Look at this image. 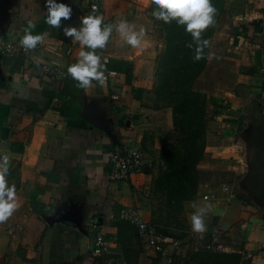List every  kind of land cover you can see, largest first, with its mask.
<instances>
[{"label": "crops", "instance_id": "crops-1", "mask_svg": "<svg viewBox=\"0 0 264 264\" xmlns=\"http://www.w3.org/2000/svg\"><path fill=\"white\" fill-rule=\"evenodd\" d=\"M59 2L71 6L72 13L55 28L45 23V0H0V33L10 41L22 37L30 20L33 35L47 34L26 56L0 58V157H8L0 167L8 169L17 203L13 215L0 222V264H166L141 244L132 248L119 242L113 224L124 207H135L150 222L160 150L177 137L172 109L155 107L162 50L157 23L149 16L155 5L103 0L92 11L83 0ZM88 15L102 17L103 24L127 21L145 35L134 49L113 30L105 47L94 51L109 60L103 73L112 66L117 74L84 89L67 74L82 46L63 28L79 27ZM208 52L205 70L215 57L231 77L207 94L205 149L196 193L183 203L182 225L185 232L193 231L191 215L202 208L205 231L217 227L239 264H264V110L259 102L264 0H224ZM33 62L57 66L64 76L52 81ZM241 124L249 131L254 124L263 138L239 130ZM119 144L141 148L145 169L112 182L105 158ZM97 232L109 253L94 259ZM245 252L252 257L245 260ZM188 253H178L172 264L183 263Z\"/></svg>", "mask_w": 264, "mask_h": 264}, {"label": "trees", "instance_id": "trees-1", "mask_svg": "<svg viewBox=\"0 0 264 264\" xmlns=\"http://www.w3.org/2000/svg\"><path fill=\"white\" fill-rule=\"evenodd\" d=\"M210 2L216 9V15L215 23L201 34V40L209 42L207 46L198 44L184 30V26L177 25L175 21L170 24L159 22L163 26L165 48L157 58L153 95L157 109L161 105L172 109L177 137L176 142L164 143L160 150L162 164L151 187L159 215L155 218V212L151 210L150 223L158 233L177 238L185 234L181 219L183 203L196 193L197 165L205 149L206 100L202 94L193 90V85L205 68L210 39L224 7V0ZM198 47H202V57L196 60ZM166 210V217L161 221L162 212ZM120 223H126L135 231L129 223L119 220L117 214L113 224L121 230ZM171 224L175 227L173 232L168 228ZM185 259L189 264H239L240 261L236 255L205 252H189Z\"/></svg>", "mask_w": 264, "mask_h": 264}, {"label": "clouds", "instance_id": "clouds-1", "mask_svg": "<svg viewBox=\"0 0 264 264\" xmlns=\"http://www.w3.org/2000/svg\"><path fill=\"white\" fill-rule=\"evenodd\" d=\"M157 6L153 15L156 20L170 24L173 21L177 25L184 26V30L190 33L192 38L202 46H207V40H201V34L209 26L215 23L216 9L210 0H151ZM47 13L45 23L49 26L60 28L62 18L67 20L71 17L72 8L57 0H45ZM33 21L28 22L24 34L20 38V44L25 50H31L43 41L47 34L33 35L31 29ZM113 30L117 31L131 48H139L145 33H136L129 27L127 21H120L117 24H103L102 17L88 15L84 16L79 27L65 26L63 33L79 42L82 50L79 52V59L76 63L67 66V74L77 82L79 88L87 89L92 81L103 79L104 64L101 58L95 53L96 49H103L108 42ZM87 49V50H83ZM202 47L197 48L195 59L202 57ZM0 160L6 165L8 157L5 155ZM7 167H0V222L8 220L17 208L16 189L6 179ZM199 209L191 215L192 230L200 233L205 231V221Z\"/></svg>", "mask_w": 264, "mask_h": 264}, {"label": "built area", "instance_id": "built-area-1", "mask_svg": "<svg viewBox=\"0 0 264 264\" xmlns=\"http://www.w3.org/2000/svg\"><path fill=\"white\" fill-rule=\"evenodd\" d=\"M61 0H57L59 2ZM92 11L98 10L103 0H83ZM156 7V6H155ZM155 10V8L153 7ZM29 50H25L20 44V39L10 41L3 33H0V58H14L26 56ZM104 65H109V60L104 55L101 59ZM39 71L50 80L57 81L64 76L57 66L38 65L33 62ZM117 71L111 66L103 73L102 82L114 77ZM259 102L261 107L264 102V85L262 87ZM144 152L141 148L132 145H116L108 152V179L112 182L127 181L132 175L144 173ZM118 219L129 223L135 228L137 238L143 248L152 250L166 264H172L181 251L205 252L210 254H228L229 247L222 243V233L217 227L197 233L185 232L182 238L163 235L157 232L156 227L144 220L135 207H124L118 213ZM109 253V245L101 232H97L92 241L91 257L100 258ZM245 260L250 259L251 253L243 254Z\"/></svg>", "mask_w": 264, "mask_h": 264}, {"label": "rangeland", "instance_id": "rangeland-1", "mask_svg": "<svg viewBox=\"0 0 264 264\" xmlns=\"http://www.w3.org/2000/svg\"><path fill=\"white\" fill-rule=\"evenodd\" d=\"M156 8H157V6L155 7V10H156ZM155 10L152 9L151 12L149 13V16L157 23V26H158L159 39H160L161 44H162V46H161L162 50L159 53V56H160L162 54L164 48H165V42L163 39V26L161 23H159L160 20H156L154 15H153V12ZM218 21H219V19H218ZM157 65H158V63L156 64V70L158 67ZM230 74H231V70L228 68V66L225 65L224 62H220V61L216 60L214 57V58H212L211 62L208 64L207 69L205 70V68H204V71L202 72V74L198 78H196L194 85H193V90L202 94L205 97V100L207 103V101H208L207 94H210V93L214 94V93H216V91L219 88H222V86H224L223 84H225L223 81L229 80L231 77ZM256 127L257 126L252 124L251 130L249 131V130L243 129V125L241 124L239 130L243 129V130L249 132V134L253 135L256 138V140L258 138L259 139L263 138L262 131H258V129ZM242 141L244 142L243 145H245L246 140L242 139ZM174 142H176V141L174 140ZM107 155H106L105 159L108 162V156ZM152 202H153V204H152L151 210L153 212H155L154 216H155V218H157L159 215V212H157V209H156L157 208V205H156L157 202L156 201L154 202V200H152ZM166 212H167V210L162 212V220L161 221H163L165 219ZM122 224H125V225H122ZM120 228H121V230L119 229V227L117 228L119 239L121 240L119 242H121L123 245L124 244L130 245L132 248L134 247L133 245H135V244L140 245V242H139V240L136 236V233L132 227H130L126 223H120ZM168 228H169V230H171V232H173L174 231L173 229L175 227H174V225L171 224ZM181 264H189V263H186V259H185V261ZM190 264H193V263H190Z\"/></svg>", "mask_w": 264, "mask_h": 264}]
</instances>
